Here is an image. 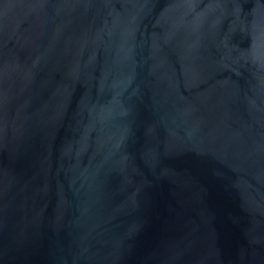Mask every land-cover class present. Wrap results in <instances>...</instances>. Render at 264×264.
<instances>
[{"label": "water", "instance_id": "1", "mask_svg": "<svg viewBox=\"0 0 264 264\" xmlns=\"http://www.w3.org/2000/svg\"><path fill=\"white\" fill-rule=\"evenodd\" d=\"M0 264H264V0H0Z\"/></svg>", "mask_w": 264, "mask_h": 264}]
</instances>
